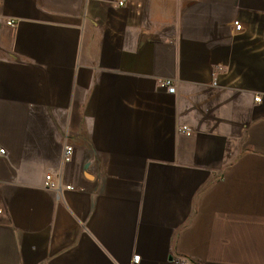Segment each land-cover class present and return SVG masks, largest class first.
<instances>
[{
    "label": "crops",
    "instance_id": "crops-1",
    "mask_svg": "<svg viewBox=\"0 0 264 264\" xmlns=\"http://www.w3.org/2000/svg\"><path fill=\"white\" fill-rule=\"evenodd\" d=\"M117 1L0 0V264H264V0Z\"/></svg>",
    "mask_w": 264,
    "mask_h": 264
},
{
    "label": "built area",
    "instance_id": "built-area-1",
    "mask_svg": "<svg viewBox=\"0 0 264 264\" xmlns=\"http://www.w3.org/2000/svg\"><path fill=\"white\" fill-rule=\"evenodd\" d=\"M132 0H118L117 5L119 7H125L127 4H129ZM9 25H13V22H9ZM238 29H241V25H237ZM161 85L165 88L168 89L170 93H175L176 89L173 85V83L170 80L163 81ZM257 101H260L261 98L257 97ZM179 131L183 134H186L188 136H191L193 134V130L190 127L183 126L179 129ZM6 150L0 146V156H6ZM74 154V148L71 145H66L64 147V152H63V160L65 163H70L72 161ZM45 188L56 191V192H62L64 190L66 191H73L75 188L72 185H64L61 179L55 178L53 174L49 173L45 177ZM141 256L137 255L134 258V263H138L140 260Z\"/></svg>",
    "mask_w": 264,
    "mask_h": 264
}]
</instances>
